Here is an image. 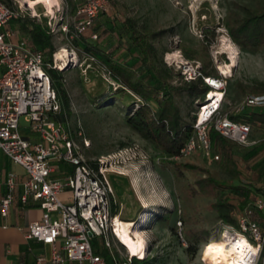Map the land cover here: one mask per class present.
Masks as SVG:
<instances>
[{"label": "rangeland", "instance_id": "obj_1", "mask_svg": "<svg viewBox=\"0 0 264 264\" xmlns=\"http://www.w3.org/2000/svg\"><path fill=\"white\" fill-rule=\"evenodd\" d=\"M110 2V16L100 17L96 22L97 40L90 39L89 34L75 36L70 2L61 0V8L53 10L52 15L43 9L36 18L29 8L16 10L26 20L34 18L37 24L49 29L55 51L52 65H68L64 69L57 67L59 71L64 70V87L69 98V108L65 112L61 110L60 119L67 121L71 131L80 124L83 137L90 143L88 148H83L84 158L88 164L97 162L98 169L102 164L101 171L118 208L117 217L130 222L135 229L148 220L140 229L148 264H222L212 251L222 246L218 243L227 235L226 231L232 232L235 228L226 229L227 225L210 210L214 200L194 193L195 183L203 174L187 167L216 171L224 180L229 176L222 170L220 159H214L219 157L215 149L209 155L196 150L188 158H167L127 124V117L138 107L139 100L125 85L135 80L139 69L126 21L134 22L137 34L146 36L151 71L163 83L178 86L185 82L183 66L186 64L202 68L210 77L225 81L219 116L232 115L243 108L245 112L252 108L246 106L248 95L264 94V42L246 45L241 40L244 44L240 45L229 31L239 27L249 10L264 9V0ZM62 24L67 25L70 33L62 32ZM23 32L19 28L20 35ZM156 32L163 33L149 35ZM62 50L69 56L57 62L56 55ZM186 53H193L195 59L189 60ZM121 66L131 75L118 69ZM222 67L227 68V75L221 74ZM253 89L261 91L253 92ZM176 101L183 120L194 124L198 106L204 101L191 103L192 99L185 94ZM252 110L260 112L264 108ZM25 125L22 117L20 126ZM250 142L254 145L236 152L237 164L243 170L245 166L251 170L264 161V130L253 129ZM234 184H238L237 180ZM97 239L102 242L104 238ZM109 240L110 252L116 258L129 257L115 237L109 235ZM256 264H264V250L259 253Z\"/></svg>", "mask_w": 264, "mask_h": 264}, {"label": "built area", "instance_id": "obj_2", "mask_svg": "<svg viewBox=\"0 0 264 264\" xmlns=\"http://www.w3.org/2000/svg\"><path fill=\"white\" fill-rule=\"evenodd\" d=\"M111 11L110 0H79L71 26L75 36L89 34L90 39L97 40L98 33L93 31L95 23L100 16H110ZM20 16L18 10L0 1V157L4 156L24 172L20 202L27 205L32 200L43 211L41 221L28 225L25 238L51 245L56 263L63 262L55 247L60 240L66 259L77 264H107L94 251L91 240L104 238V247L109 252V235L118 240L113 228L117 216L112 217L110 213L108 180L101 171L102 164L99 169L93 168L84 158L83 148H88L90 143L83 137L80 124L71 131L67 121H60L61 106L44 68V52L31 48L26 40L11 41L12 34L4 29ZM61 29L64 33L70 32L66 24H62ZM52 67L57 69L58 66L53 64ZM183 78L185 82L201 78L210 91L198 106L193 133L180 148L177 158H188L196 150L209 155L210 128L240 146L254 144L250 142L251 122L231 120L228 114L219 116L225 90L223 79L204 76L199 68L190 64L183 66ZM246 106L264 107V94L248 95ZM22 117L26 122L23 127L20 126ZM21 129L34 138H27ZM214 159L219 157L214 156ZM62 162L73 166V173L53 177ZM17 185L15 174L9 173L5 194L0 198L3 220L10 213ZM62 194H67V199L63 200ZM258 212L264 213V197L254 199L236 213L238 229L226 231L233 234V238H244L255 250L248 251L250 264H256L259 253L264 250V217L259 219ZM128 255L116 258L112 254V257L115 264H130L133 256ZM44 262L43 257H38L31 264Z\"/></svg>", "mask_w": 264, "mask_h": 264}, {"label": "trees", "instance_id": "obj_3", "mask_svg": "<svg viewBox=\"0 0 264 264\" xmlns=\"http://www.w3.org/2000/svg\"><path fill=\"white\" fill-rule=\"evenodd\" d=\"M64 1L70 2V0ZM4 3L8 4L7 2ZM17 19L20 21L23 18L20 16ZM126 23L129 26L127 29L130 30V46L136 51V61L139 69L135 80L125 85V88L131 91L139 100L138 107L129 113L127 124L141 138L149 141L159 149L167 158H172L179 154L180 148L193 133V123H187L183 120L176 99H182L185 94L188 98L192 99L191 103L196 100H199V102L204 101L210 88L204 84L201 78L190 82H183L182 84L180 82L178 86L163 83L151 71L149 64L151 53L146 45V36L137 34L134 22L127 20ZM20 27L28 33L26 39L28 45L31 48L44 52V68L49 75L51 86L57 95L58 101L61 103V110L67 111L69 108V98L64 87V70L59 71L52 67V56L55 51L49 29L37 24L35 20L30 21L29 24L22 22ZM96 28L97 25L95 23L94 32H96ZM161 33L163 32L151 33L149 35L156 36ZM229 33L234 41L240 45L244 43L246 45H258L264 42V9L260 11L249 10L239 27L236 30L230 29ZM85 46V49L89 50L86 44ZM186 57L189 60L195 59L193 53H186ZM118 69L131 75L130 71L125 67L121 66ZM200 69L204 76H210L209 72H206L202 68ZM252 91L260 92L261 90L253 89ZM160 95L161 98H159ZM252 108L248 112H245L243 108L237 113L228 116L234 121L264 125V111L253 112ZM60 121L63 120L60 119ZM208 134L211 149L213 148L219 153V162L222 170L229 178L228 180H224L216 171L188 166V169L198 170L203 174V177L195 183L194 193L214 200L215 202L211 204L210 210L217 215V218L224 225L238 229L235 214L239 212V208L252 204L255 195H264V161L257 164L251 170L248 166L243 170L239 168L236 160V152L238 149L243 148V146L222 137L213 128L209 129ZM89 165L97 168L98 163H89ZM73 170V166L65 162L59 164L58 171L62 175H70L73 173ZM235 180H237L238 184H234ZM110 213L112 217L118 214V208L112 198ZM91 243L94 251L103 257L107 264H113L114 258L111 257L109 250L104 247L103 241L100 242L97 238H92ZM148 263L146 259H133L131 262V264Z\"/></svg>", "mask_w": 264, "mask_h": 264}, {"label": "crops", "instance_id": "obj_4", "mask_svg": "<svg viewBox=\"0 0 264 264\" xmlns=\"http://www.w3.org/2000/svg\"><path fill=\"white\" fill-rule=\"evenodd\" d=\"M78 1L79 0H70L72 8L77 7ZM2 2H7L8 6L15 9L19 7L30 9L33 8L31 10H33L35 13V16H33L34 18L39 17L38 14L43 13V9H46V6L42 4L35 5L33 7H28V3L26 2V0H22L20 2H15L13 0H2ZM57 2L54 3L56 5L54 8H61V0H57ZM21 18L23 19L20 21H18V19L10 21L4 28L12 34L10 40L13 42H19L21 40H24V38L28 37V33L20 27V24L22 22L29 24L30 21L35 20L34 18H29V20H26L28 18H26L24 14H21ZM18 27L21 28L24 31L23 33L25 34L20 35ZM252 124L253 127L251 133L253 129L257 130L260 128L264 130V125H260L257 123ZM22 134L25 135L27 138H34V136L29 134L27 131H23ZM9 173L15 174L18 185L15 193V200L11 206L10 213L7 219L3 220L0 217V264H31L38 257L44 258V264H77L74 261L66 259L64 250L62 249V242L60 240L57 241L55 247L58 251L59 256L63 259V262L56 263L53 261L52 258L53 248L51 245H45L35 240H28L25 238V233L27 231L28 225L32 222L41 221L43 218V211L40 209L38 204L33 202L32 200H29L27 205H23L20 202L19 197L21 194V183L25 179L24 172L22 168L12 164L4 156L0 157V198H2V196L5 194V181ZM62 176L63 175L59 171L53 174V177L56 178ZM67 196V194H62L61 198L65 200L67 199ZM259 197H264V195L257 194L255 195L254 199ZM243 208L244 206L240 207L239 212H241ZM258 216V218L261 219L262 217H264V213L258 212ZM4 225L6 226L5 228ZM113 264H115L114 261Z\"/></svg>", "mask_w": 264, "mask_h": 264}, {"label": "bare ground", "instance_id": "obj_5", "mask_svg": "<svg viewBox=\"0 0 264 264\" xmlns=\"http://www.w3.org/2000/svg\"><path fill=\"white\" fill-rule=\"evenodd\" d=\"M55 1L57 2V0H36V2L26 0V2L28 3V7H33L39 4L46 6V13L48 15H52L53 10L59 9L54 8L56 6L54 4L56 3ZM68 56V52L62 50L56 55V60L57 62H60ZM67 66L68 65L59 63L58 67L59 69H64ZM221 74H228L226 67L221 68ZM147 221L148 220H144L140 227H138L137 229L132 228L133 225L130 222L121 221L118 217L113 221V228L119 242L124 246L128 253H130L133 257H137L139 259H145L147 256L146 244L140 232V229L145 226ZM218 244H222V246L218 248L215 247L212 252L216 257L218 256V259L222 264H250V261L248 260L251 256L248 251L252 250L253 252H255V250L249 246L248 242L244 238H233L231 234H227L226 237H224V239L221 240ZM206 248H208V246L205 247V249ZM216 263H219V261L217 260Z\"/></svg>", "mask_w": 264, "mask_h": 264}, {"label": "water", "instance_id": "obj_6", "mask_svg": "<svg viewBox=\"0 0 264 264\" xmlns=\"http://www.w3.org/2000/svg\"><path fill=\"white\" fill-rule=\"evenodd\" d=\"M91 235V234H90Z\"/></svg>", "mask_w": 264, "mask_h": 264}]
</instances>
